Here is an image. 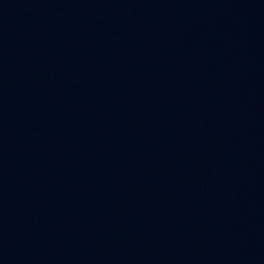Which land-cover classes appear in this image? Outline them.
<instances>
[{"label":"water","instance_id":"1","mask_svg":"<svg viewBox=\"0 0 264 264\" xmlns=\"http://www.w3.org/2000/svg\"><path fill=\"white\" fill-rule=\"evenodd\" d=\"M0 264H264V0H0Z\"/></svg>","mask_w":264,"mask_h":264}]
</instances>
